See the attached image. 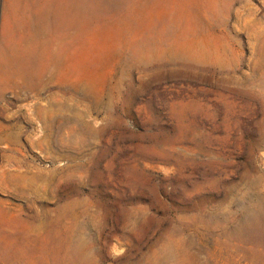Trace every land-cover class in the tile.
Listing matches in <instances>:
<instances>
[{"label": "rangeland", "instance_id": "1", "mask_svg": "<svg viewBox=\"0 0 264 264\" xmlns=\"http://www.w3.org/2000/svg\"><path fill=\"white\" fill-rule=\"evenodd\" d=\"M0 66V264H264V0H0Z\"/></svg>", "mask_w": 264, "mask_h": 264}, {"label": "bare ground", "instance_id": "2", "mask_svg": "<svg viewBox=\"0 0 264 264\" xmlns=\"http://www.w3.org/2000/svg\"><path fill=\"white\" fill-rule=\"evenodd\" d=\"M45 27V26H44ZM33 43H35V42H33ZM37 43V42H36ZM28 52V51H27ZM23 57H24V55H23ZM26 59H28V58H26ZM4 60V59H3ZM23 60H25V59H23ZM9 63V62H8ZM28 64V63H27ZM13 66V65H12ZM1 67V66H0ZM40 68V67H39ZM49 69V68H48ZM12 71L14 72V74L15 75H17V76H20V77H22V78H29L30 79V76L31 75H33L34 73L33 72H31V70L25 65V64H22V65H20V66H18V67H16V66H14V68L12 69ZM37 76L38 75H40L41 74V72L40 71H38L37 73ZM13 77V76H12ZM8 78V77H7ZM12 79V78H11ZM16 79V78H15ZM38 79V78H37ZM23 80H25V79H23ZM38 80H40V79H38ZM13 82V81H12ZM43 82V81H42ZM8 83V82H7ZM14 83V82H13ZM12 83V84H13ZM16 84H17V82H16ZM42 83H40L39 81H34L33 83H26L25 84V87L26 88H31V90L32 89H35V90H38L39 88H41V86H43V85H41ZM37 110V109H36ZM38 110H39V108H38ZM42 111V110H41ZM53 113V112H52ZM35 117V116H34ZM44 118L45 117H43V120H44ZM49 118V117H48ZM52 118V117H51ZM46 119V118H45ZM54 120V119H53ZM52 122V121H51ZM49 129V128H48ZM1 130V129H0ZM16 133V132H15Z\"/></svg>", "mask_w": 264, "mask_h": 264}]
</instances>
